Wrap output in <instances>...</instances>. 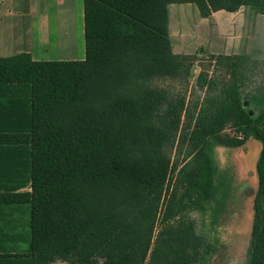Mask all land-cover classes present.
I'll return each instance as SVG.
<instances>
[{"label":"trees","instance_id":"obj_1","mask_svg":"<svg viewBox=\"0 0 264 264\" xmlns=\"http://www.w3.org/2000/svg\"><path fill=\"white\" fill-rule=\"evenodd\" d=\"M172 4L204 19L244 6L264 16V0H84V61L0 58L12 110L0 112V144L24 145L31 167L20 197L31 239L0 264H210L205 218L228 197L212 150L250 138L261 152L248 264H264V112L244 108L240 56L211 55L191 85L199 52L173 53ZM15 112L21 127L9 126Z\"/></svg>","mask_w":264,"mask_h":264},{"label":"crops","instance_id":"obj_2","mask_svg":"<svg viewBox=\"0 0 264 264\" xmlns=\"http://www.w3.org/2000/svg\"><path fill=\"white\" fill-rule=\"evenodd\" d=\"M168 11L172 46L189 35L208 32L216 15L236 13L219 11L204 19L194 4H172ZM21 54H29L35 62L84 61V0H0V58ZM18 110L28 112L25 106ZM0 112L12 110L0 104ZM15 118L18 123L11 121L9 126L21 127L24 118L16 112ZM26 193H31L27 149L20 143L0 144V253L22 242L16 250L28 247L30 206L20 198Z\"/></svg>","mask_w":264,"mask_h":264},{"label":"rangeland","instance_id":"obj_3","mask_svg":"<svg viewBox=\"0 0 264 264\" xmlns=\"http://www.w3.org/2000/svg\"><path fill=\"white\" fill-rule=\"evenodd\" d=\"M200 42L203 47L198 45ZM172 51L179 55L199 52L198 62L192 69V86L202 68L213 70L211 55L242 57L244 108L253 118L264 112L263 15L246 6L232 15L222 12L216 15L208 32L182 38L180 43L172 46ZM260 152L261 143L254 138H250L242 147L215 145L212 150L213 163L220 173L218 186L223 187L220 193L228 190V197L215 206V220L211 213L205 218L207 224L212 221L215 223L211 233L213 253L210 264H248L254 223V198L258 188L256 167ZM192 217L201 225V213H192ZM20 245H17L18 248ZM17 246H9L8 252H20L16 250Z\"/></svg>","mask_w":264,"mask_h":264}]
</instances>
